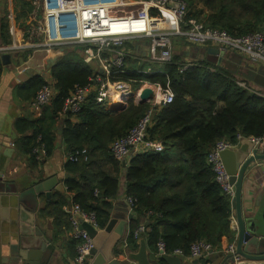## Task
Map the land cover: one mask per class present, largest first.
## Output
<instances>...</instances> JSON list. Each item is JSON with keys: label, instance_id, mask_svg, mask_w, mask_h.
I'll return each mask as SVG.
<instances>
[{"label": "trees", "instance_id": "trees-1", "mask_svg": "<svg viewBox=\"0 0 264 264\" xmlns=\"http://www.w3.org/2000/svg\"><path fill=\"white\" fill-rule=\"evenodd\" d=\"M184 1L188 5L187 19L197 20L206 28L225 31L233 37L264 35V0ZM32 2L14 0L18 19L30 17ZM177 44L180 43L176 42L175 49ZM72 58V54L64 56L52 70L57 91L52 107L34 126L24 123V127L28 125L35 131L32 138L25 139L29 148L26 153L34 163L32 152L39 138L47 156L53 152L56 137L49 126L61 119L64 103L75 87L93 86L91 64ZM131 60L123 79L133 81L134 89L148 83L162 90L170 88L175 95L171 104L153 109L154 122L148 130L150 140L161 142L165 150L136 155L124 167L114 158L111 145L125 137L151 106L135 104L130 99L124 110L110 113L90 98L79 114H67L63 119L68 152L87 148L90 154L88 163H69L81 174L80 181L66 182L68 191L74 194L73 204L95 213L104 229L107 210L118 198L121 179L125 177V194L136 201L137 215L150 228L145 238L152 254L160 240L169 253L182 249L186 254L198 241L216 248L221 247L223 238L234 242L232 200L217 182L208 156L220 141L236 143L238 134L264 137V96L255 94L246 81L212 62H192L191 67L181 71L188 63L183 51L174 53L172 62L162 66H138L132 57ZM146 69L151 72H143ZM35 82L32 98L46 84L44 80ZM239 82H245L247 87ZM174 148L179 149L177 158L171 155ZM138 245L129 239L130 250H137Z\"/></svg>", "mask_w": 264, "mask_h": 264}, {"label": "built area", "instance_id": "built-area-1", "mask_svg": "<svg viewBox=\"0 0 264 264\" xmlns=\"http://www.w3.org/2000/svg\"><path fill=\"white\" fill-rule=\"evenodd\" d=\"M5 1L0 0V10ZM32 6L33 11L24 43L18 47L0 44V54L27 48L48 52L74 48L80 50L85 62L94 68L90 80L93 86L90 84L76 86L72 95L66 99L61 116L79 114L90 98L99 106H109L115 97L120 99L118 100L120 105L130 99L140 98L142 87L148 83L134 89L133 81L123 79L128 74L129 60L131 57L136 59L138 66L144 63L158 66L171 63L178 39H183L193 46L216 48L225 54L238 53L250 63L264 66L262 33L233 37L225 31L206 28L197 20L187 19L188 5L184 0H33ZM166 22H169L170 27L166 28ZM131 44L137 45V56L133 54L134 47L132 50L129 46ZM147 46L149 55L143 57L140 53L146 52ZM192 65V62L187 63L181 71ZM143 72L151 71L146 69ZM239 85L247 87L245 82H239ZM54 86L52 81H46L29 102L34 118H41L45 109L52 105L57 94ZM156 89L158 95L155 96L151 109L125 137L111 145L114 158L122 164L144 152L165 150L161 142L150 140L148 130L154 122L153 109L171 104L175 95L170 88L162 90L156 86ZM252 91L264 96V93L253 89ZM236 140V143L218 142L208 156V164L216 174L217 182L231 200L234 197V190L222 161V153L237 150L243 141L250 142L254 149L264 152V137H245L238 134ZM32 156L37 161L48 157L45 145L41 144V138ZM66 157L70 163H88L90 160L87 148L67 152ZM124 202L129 213L137 215L136 201L126 196ZM67 213L72 230L71 237L77 248V256L73 263L90 264L89 256L94 248V242L81 225L90 224L100 231L102 229L98 224V218L95 213H87L77 204H72ZM231 219L234 221L233 215ZM149 232L150 228L145 222L130 232L123 243V261L135 264L128 260L129 239L139 243ZM220 248L206 241H198L192 244L189 254L182 249L169 253L164 241L160 240L154 255L156 260L164 255L201 260L214 254H232L235 261L231 264L240 263V258L236 256V244L229 245L225 250Z\"/></svg>", "mask_w": 264, "mask_h": 264}, {"label": "crops", "instance_id": "crops-1", "mask_svg": "<svg viewBox=\"0 0 264 264\" xmlns=\"http://www.w3.org/2000/svg\"><path fill=\"white\" fill-rule=\"evenodd\" d=\"M4 8L5 10H3ZM29 23L30 17L28 19H18L15 13L14 0H6L0 10V43L4 46H21L25 41ZM169 25V22H167L166 28L170 27ZM177 43H181V40L178 39ZM184 45L185 48L181 51L185 53L188 63L198 61L211 63L213 57L208 56L207 58H210L208 60L207 58H203L201 53L195 51L196 47L202 46H193L186 44V42H184ZM133 47L135 51H133V54L137 56V45L134 44L133 46L131 44L132 50ZM6 54L11 56L10 63L7 65L4 64L2 58L4 54H0V176L3 179V184L6 186L10 185L13 189L10 192H2L0 190V264H25L23 261L15 263L8 247L12 244V237L19 232L20 215L23 208L31 209L30 211L34 213L37 219V225L40 226L45 234H51V238L49 239L54 247V252L49 254L44 264H74V259L77 256V248L76 242L71 237V225L67 218L68 209L73 204L74 194L68 191L66 182L68 180L80 181L81 174L72 170L69 164L70 162H68L66 157L68 148L63 137L65 128L63 119L66 118V115L62 116L59 120L55 119L54 124L49 126L50 133L56 137L54 143L55 148L51 155L42 161L35 160L36 163L31 161V157L26 153L29 148L26 146L25 139L32 138L35 131L34 128H29V126H34V122L38 120L34 118L28 105L33 100L32 90L34 91L35 84L37 83L35 81H52L55 85L56 81L52 76V70L58 64L59 60L68 54H72L74 61L84 63L85 60L80 50L74 48L49 52L46 50H32L27 48L14 50ZM134 61L137 60L134 59ZM250 64L254 65L252 63ZM135 68H138V66L136 65ZM92 69L94 70V68ZM131 70L133 71L134 69ZM240 79L243 80L242 78ZM248 84L251 89L264 93V89L251 83ZM146 85L149 84H145L144 87ZM150 86V88H154H152L154 96L145 104L151 106L158 93L155 85ZM144 87H142L141 93H143ZM140 98H134V103L141 104ZM116 99L117 97L113 99V102H110L109 106L100 107L106 110V112L114 113L124 110L129 104L128 102H124L121 104V108H117L118 101ZM51 107L52 105L46 108L45 111ZM158 107L160 106L155 108ZM44 119L49 124L51 123L47 116ZM75 119L72 120L75 121ZM24 123H29V126L25 125L24 127ZM241 146L242 143L235 152L239 151ZM171 155L173 158H177L179 149L174 148L171 151ZM130 160L128 159L126 165H128ZM53 178L58 180L59 185L57 188H62L63 186V190L53 188L49 197L45 193L38 195L37 205L33 204V200L30 197H26V201L20 199L24 193L32 189L39 181H46ZM125 181V177H123L121 179L118 198L111 202L107 210L108 222L112 218L109 210L117 212V208L122 210L125 208ZM259 201L264 202V161L258 162L248 171L243 184V208H253ZM254 210L257 211L258 208H254ZM118 213L124 214L125 212L118 211ZM135 216L137 220L127 224L125 235L115 251L116 258L121 261L124 260V255L122 254L124 240L127 239L133 228L143 223L138 215ZM231 228L235 233L234 242L228 238H223L222 250L227 249L231 244L237 243L238 231L232 219ZM138 244L140 245V243ZM129 248L128 254L138 250H130ZM149 252L152 259L156 260L155 255L152 254L150 249ZM223 255L214 254L201 259L200 262L201 264H223ZM37 258L36 264H42L44 262V254ZM181 259L185 264H190L195 261V259L189 257H181Z\"/></svg>", "mask_w": 264, "mask_h": 264}, {"label": "water", "instance_id": "water-1", "mask_svg": "<svg viewBox=\"0 0 264 264\" xmlns=\"http://www.w3.org/2000/svg\"><path fill=\"white\" fill-rule=\"evenodd\" d=\"M147 51L148 46L146 52L140 53L141 56L148 57L149 53ZM195 51L201 53L203 58L213 57L211 59L213 64L221 66L224 70L242 78L244 81L264 89V66L251 65L244 56L238 53L225 54L216 48L196 47ZM2 58L5 65L10 63L11 56L9 54H4ZM207 59L210 60V58ZM153 96L152 90H144L140 103L145 104ZM121 106L118 104L116 107L121 108ZM221 157L230 176V185L234 190L232 209L238 231L236 256L240 258L239 264H264V202L259 201L255 207L250 209L243 208L244 180L253 166L264 161V153L259 149H254L250 142L243 141L239 151H226L222 153ZM126 164L124 162L123 166L126 167ZM58 185L56 178L39 181L20 199L26 201V197H30L33 204L37 205L38 195L45 193L49 197L53 188L63 190V186L57 188ZM12 189V186L3 184V179L0 176V190L10 192ZM124 205V210L116 209L117 212H125L124 214H117V212L109 210L112 218L106 227L100 231L90 224L82 223L81 228L89 234L94 242V248L89 256L90 264H127L126 261L116 258L115 251L125 235L127 224L137 220V217L129 213L126 204ZM254 208H258V210L255 211ZM30 210L25 208L21 210L19 232L12 237V244L8 247L15 263L23 261L25 264H36L37 257L44 254V262L42 263L44 264L49 254L54 252V247L49 239L51 234H45L41 230L40 226L37 225L34 213ZM139 243L138 250L128 254V260L135 264H185L177 256L164 255L159 260H153L146 239L142 238ZM222 261L223 264H231L235 261V258L232 254H224ZM190 264H201V262L195 260Z\"/></svg>", "mask_w": 264, "mask_h": 264}, {"label": "rangeland", "instance_id": "rangeland-1", "mask_svg": "<svg viewBox=\"0 0 264 264\" xmlns=\"http://www.w3.org/2000/svg\"><path fill=\"white\" fill-rule=\"evenodd\" d=\"M183 43V44H182ZM129 46H131V45H129ZM185 48V45H184V41H182V39H181V43L176 47V49H175V53H178L179 51H181V50H183ZM144 87V86H143ZM151 86L150 85H146L144 88H143V91L144 90H147V89H150V90H153L152 88H150ZM153 100V99H152Z\"/></svg>", "mask_w": 264, "mask_h": 264}, {"label": "bare ground", "instance_id": "bare-ground-1", "mask_svg": "<svg viewBox=\"0 0 264 264\" xmlns=\"http://www.w3.org/2000/svg\"><path fill=\"white\" fill-rule=\"evenodd\" d=\"M166 23H167V22H166ZM141 95H142V93H141ZM141 95H140V96H141ZM116 100L118 101V100H120V99L117 98ZM115 102H116V101H115Z\"/></svg>", "mask_w": 264, "mask_h": 264}]
</instances>
